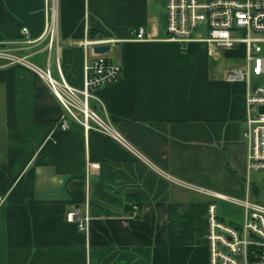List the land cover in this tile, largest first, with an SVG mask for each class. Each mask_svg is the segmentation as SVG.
I'll use <instances>...</instances> for the list:
<instances>
[{"label": "crops", "instance_id": "obj_1", "mask_svg": "<svg viewBox=\"0 0 264 264\" xmlns=\"http://www.w3.org/2000/svg\"><path fill=\"white\" fill-rule=\"evenodd\" d=\"M160 1L0 0V49L49 63L54 78L58 60L83 87L87 38L115 40L106 55L122 65L90 100L117 140L75 121L31 68L0 58V264H208V204L246 198L248 85L217 72L220 50L205 44L134 40L138 27L167 37ZM128 197L139 217L125 212ZM76 209L87 231L67 221Z\"/></svg>", "mask_w": 264, "mask_h": 264}, {"label": "built area", "instance_id": "obj_2", "mask_svg": "<svg viewBox=\"0 0 264 264\" xmlns=\"http://www.w3.org/2000/svg\"><path fill=\"white\" fill-rule=\"evenodd\" d=\"M52 3H47L48 20L43 37L48 38V49L57 41V22ZM167 37L157 39L145 27L135 28L132 33L136 41H165L177 43L185 48L189 43H202L209 47L211 56L216 50H237L245 47L242 64L230 66L225 79L230 82L246 81L247 109L243 138L247 145V187L246 198L233 200L244 208L242 224H225L218 216L215 202L207 208L208 264H264V203L254 199L251 186L252 173H264V84H253L251 76H264V0H166ZM22 33L28 34L23 27ZM237 33L240 35L237 36ZM31 41H26L29 43ZM115 44V40L101 37L85 39V49ZM19 47L0 49V58L12 63H21L45 79L66 112L86 129H97L117 140L122 137L114 131L109 121L100 117L91 107L90 100L96 99L98 88L117 81L122 74V65L106 54H94L91 64L84 66V84L81 89L70 86L64 79L59 62V79L53 77L49 63L43 69L17 54ZM93 123V124H92ZM58 128L68 130L65 117ZM260 185L264 186V177ZM261 188V187H260ZM264 197V191L262 193ZM4 198L0 195V203ZM69 222H76L79 229L87 231L89 216H82L79 209L66 215Z\"/></svg>", "mask_w": 264, "mask_h": 264}, {"label": "rangeland", "instance_id": "obj_3", "mask_svg": "<svg viewBox=\"0 0 264 264\" xmlns=\"http://www.w3.org/2000/svg\"><path fill=\"white\" fill-rule=\"evenodd\" d=\"M166 0H161L159 3L160 9L163 8L162 4H165ZM240 34L237 33V36ZM264 46V45H263ZM221 59L217 62L216 71L217 72H225L227 68L232 65H239L242 64L245 60V47H240L237 50H220ZM264 54V51H263ZM251 82L253 84H264V76L255 77L251 76ZM264 177V173H252L251 174V181L252 183L257 182L259 179L262 180ZM261 183V182H260ZM261 188L263 185L258 184ZM254 185V186H258ZM220 214L222 216L221 220L224 221L225 224H242L243 222V215H244V208L240 206H235L234 204H219Z\"/></svg>", "mask_w": 264, "mask_h": 264}, {"label": "trees", "instance_id": "obj_4", "mask_svg": "<svg viewBox=\"0 0 264 264\" xmlns=\"http://www.w3.org/2000/svg\"><path fill=\"white\" fill-rule=\"evenodd\" d=\"M264 191V187L260 188L258 186L253 187L254 192V199L257 201L264 203V197L262 196V193ZM142 206L139 202L135 201L132 197H128L127 204L125 206V212L131 216L139 217L142 213Z\"/></svg>", "mask_w": 264, "mask_h": 264}, {"label": "water", "instance_id": "obj_5", "mask_svg": "<svg viewBox=\"0 0 264 264\" xmlns=\"http://www.w3.org/2000/svg\"><path fill=\"white\" fill-rule=\"evenodd\" d=\"M111 46L110 45H101V46H96L93 48V52L95 54H106L110 52Z\"/></svg>", "mask_w": 264, "mask_h": 264}]
</instances>
